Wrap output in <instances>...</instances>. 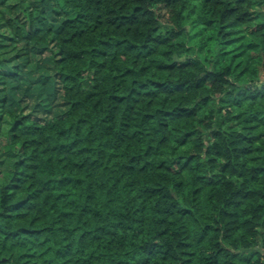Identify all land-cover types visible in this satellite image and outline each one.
<instances>
[{"label":"trees","instance_id":"16d2710c","mask_svg":"<svg viewBox=\"0 0 264 264\" xmlns=\"http://www.w3.org/2000/svg\"><path fill=\"white\" fill-rule=\"evenodd\" d=\"M0 264H264V0H0Z\"/></svg>","mask_w":264,"mask_h":264},{"label":"rangeland","instance_id":"374dc122","mask_svg":"<svg viewBox=\"0 0 264 264\" xmlns=\"http://www.w3.org/2000/svg\"><path fill=\"white\" fill-rule=\"evenodd\" d=\"M61 11H62V15H54L52 17V21L56 33H58L61 22L64 19L65 15L67 14L66 9L63 8ZM24 104L26 105L27 111H35L36 113L44 117H50L55 114H59L66 109L65 104H63L60 98L53 100L51 103L49 102L43 104V103H39V100H37L35 97H25Z\"/></svg>","mask_w":264,"mask_h":264}]
</instances>
